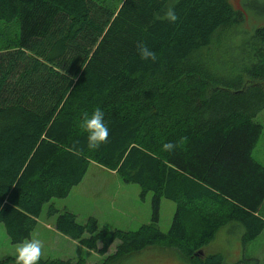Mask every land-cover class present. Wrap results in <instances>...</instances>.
Masks as SVG:
<instances>
[{
  "label": "trees",
  "instance_id": "16d2710c",
  "mask_svg": "<svg viewBox=\"0 0 264 264\" xmlns=\"http://www.w3.org/2000/svg\"><path fill=\"white\" fill-rule=\"evenodd\" d=\"M169 7L175 23L164 19ZM243 23L229 0H0V224L9 241L30 237L44 204L54 229L88 250L104 256L117 241L95 264L153 246L187 264H226L203 251L219 228L237 227L242 245L254 239L264 228V167L250 154L264 108V23L233 41ZM139 42L154 63L140 59ZM97 107L110 134L92 150L80 124ZM167 142L179 146L165 152ZM90 163L138 185L142 199L150 192V221L98 229L92 216L81 223L55 208L51 199L66 197ZM160 198L174 203L164 232Z\"/></svg>",
  "mask_w": 264,
  "mask_h": 264
},
{
  "label": "rangeland",
  "instance_id": "374dc122",
  "mask_svg": "<svg viewBox=\"0 0 264 264\" xmlns=\"http://www.w3.org/2000/svg\"><path fill=\"white\" fill-rule=\"evenodd\" d=\"M244 1L229 0L234 9L241 10L244 14V23L240 27L241 33L237 37L233 35V41H238L244 35L247 36L253 27L264 23V0H246L247 7ZM232 46L233 44L227 45L226 48L230 49ZM254 119L261 125V131L250 154L256 162L264 167V108L255 115ZM99 167L90 163L83 182L73 187L66 199H51L53 205L58 208L62 205H71L75 210L84 205L85 209L82 212L85 213H80V217H84V219L76 220L82 223L88 216H92L96 219L98 229L133 231L141 224L148 223L151 218V193L147 192L142 199L139 197L138 185L125 183L116 174L109 172L112 170ZM46 208L47 204H44L39 214L40 223L50 221V217L46 216ZM261 211L264 217V202ZM87 212H92V214ZM173 212L174 203L168 199L160 198L157 218V226L160 231L167 230ZM32 238L40 239L44 243L42 259H70L75 262L81 260V264L101 262L106 254L113 252L117 242L114 240L104 256H100L62 234L52 236V233L39 223L35 225L28 239ZM20 243H11L0 224V258L15 257L16 247ZM203 251L205 254L218 253L222 255L226 264H264V228L254 239L244 245L240 242V230L237 227L232 230L227 226L219 228L214 238L203 246ZM117 264L187 263L175 249L153 246L123 257Z\"/></svg>",
  "mask_w": 264,
  "mask_h": 264
},
{
  "label": "clouds",
  "instance_id": "9594fccd",
  "mask_svg": "<svg viewBox=\"0 0 264 264\" xmlns=\"http://www.w3.org/2000/svg\"><path fill=\"white\" fill-rule=\"evenodd\" d=\"M164 19L169 23H175L178 16L174 8L169 7L165 12ZM137 52L142 61L155 62L157 54L145 43H137ZM80 127L87 134V146L96 150L101 145L108 143L110 130L105 122V113L99 108H95L91 115L85 113ZM186 138H182V141ZM178 143L167 142L163 144V151L173 152L178 147ZM44 243L37 238L28 239L16 247L15 264H39L43 254Z\"/></svg>",
  "mask_w": 264,
  "mask_h": 264
},
{
  "label": "crops",
  "instance_id": "0c3cea01",
  "mask_svg": "<svg viewBox=\"0 0 264 264\" xmlns=\"http://www.w3.org/2000/svg\"><path fill=\"white\" fill-rule=\"evenodd\" d=\"M99 168H100V167H99ZM87 169H88V168H87ZM109 172H110L111 174H115L113 171H109ZM85 173H87V170H86ZM84 176H85V174H84ZM84 176H83V178L81 179V181H80L79 183H82V182H83V180H84V178H85ZM79 183H78V184H79ZM78 184L75 185V186H73V187L78 186ZM73 187L70 189L69 192L72 191ZM67 195H68V194H67ZM66 197H67V196H66ZM66 197L61 198V199H66ZM82 206H83V207H80V206H79V207L77 208V210L73 209V208L71 207V205H70V206L62 205L60 208H58V207H55V208H57L58 210H63V209H65V210H67V211L73 213V214L75 215L76 219L80 218V220H83L84 217H83V218L80 217V213H85V212H82V210L85 209V208H84V205H82ZM95 208H96V207H95ZM86 211H87V210H86ZM87 213L92 214V212H87ZM49 219H50L49 222H44V221H42V223H40V221H39V216H38L37 219H36V225H37L38 223H39V224H42L46 230H48L49 232L52 233V236H58V234H60V233L57 232V231L54 229V226H53L54 217L51 216ZM34 228H35V227H34ZM32 231H33V230H32ZM31 233H32V232H31Z\"/></svg>",
  "mask_w": 264,
  "mask_h": 264
}]
</instances>
